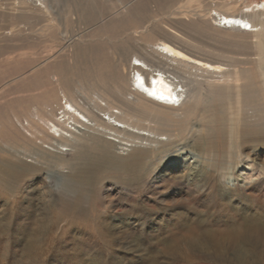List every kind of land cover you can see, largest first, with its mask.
I'll return each mask as SVG.
<instances>
[{"label": "rangeland", "instance_id": "obj_1", "mask_svg": "<svg viewBox=\"0 0 264 264\" xmlns=\"http://www.w3.org/2000/svg\"><path fill=\"white\" fill-rule=\"evenodd\" d=\"M214 1L0 0V159L18 155L41 168L17 178L0 168V264H264V171L251 180L240 173L247 170V162L264 167V118L256 117L253 109L246 108L247 123L263 132L252 135L256 141L242 143L241 159L231 147V124L217 154H197L190 147L192 137L186 135L175 146L158 144L141 163L132 156L136 146L117 144L109 151L118 162L91 173H77L89 151L78 159V146L90 144V136H99L97 131L87 130L69 146L54 140L57 146L41 147L18 140L8 117L11 111H28L39 103L40 84L49 87L53 71L68 69L72 76L93 64L86 52L97 50L93 56L100 57L129 44L151 46L158 27L185 29L183 20L188 29L198 30L193 23L197 13ZM243 1L223 8L234 13L242 11L241 3L248 4V13L264 0ZM209 37L207 42L239 61L226 66L237 73L222 84L234 91L239 84L242 91L256 89L263 95L258 37L233 29L210 30ZM131 61L126 69L130 88L134 70L139 74ZM153 75L160 78L155 71L147 77ZM236 75L239 79L234 81ZM134 92L148 101L143 110L151 116L174 121L183 115L185 107L161 108L153 103L156 100ZM143 124L157 127L150 120ZM241 125L237 124V136ZM127 137L139 141L123 135V143ZM205 171L216 173L217 190H209Z\"/></svg>", "mask_w": 264, "mask_h": 264}, {"label": "bare ground", "instance_id": "obj_2", "mask_svg": "<svg viewBox=\"0 0 264 264\" xmlns=\"http://www.w3.org/2000/svg\"><path fill=\"white\" fill-rule=\"evenodd\" d=\"M234 1L237 0H220L217 5L216 0L207 10H200L202 12L197 13L193 22L198 30L188 29L189 27L184 25L187 23L184 20L182 26L185 29L182 28L183 30H176L170 26L158 27V33H156L158 36L151 46L129 44L116 54L110 55L109 52H105L106 55H99L100 57L93 56L97 50H90L86 53L92 55V59L94 58L93 64L73 73L74 75L70 76L68 69L53 71L52 84H49V87L40 84L43 89L39 94L41 98L39 103L28 111L10 112L8 116L10 126L17 139L23 143L31 142L41 147L44 143H48L51 147L58 144L69 146L87 130L93 129L99 133V136H90L92 139L90 144L78 146L80 155L78 159L89 151L83 160L85 166L80 165L82 168L77 169V173L80 171L91 173L102 171L113 161L118 162L109 151V146L117 144L125 147L136 146L137 148L132 149V156L141 163L144 161L146 163L148 153L156 151L158 144L159 146L164 144L175 146L176 141L182 142L187 136L192 137L190 147L197 154L204 156H211L214 152L217 154L219 147L223 146L224 132L226 129L231 131L232 124L234 129L229 134L231 147L234 148L235 158L241 159L242 143L256 141L257 137L254 138L252 135L256 131L263 132L247 123L249 115L246 108L253 109L257 112L256 117L263 119L264 94L260 96L256 89L242 91L239 84L234 86L235 89L238 87L234 91L232 86L222 84L230 78L232 73H237V71H230L226 66L239 61L236 58H229L227 50L207 40L210 39V30L233 29L246 35L255 34L258 37L255 42L258 48L257 54L260 56L257 62L262 69L261 75H264V1L253 5L251 12L248 13L245 10L249 7L248 4V7H245V4L241 3L242 11L234 13L228 11L226 7L223 8ZM245 2L244 0L243 3ZM249 26L253 32H247ZM202 36L206 41L201 39ZM176 41L182 46L174 44ZM132 58L142 60L148 66L142 69L139 65L133 64L139 72L137 74L134 70L132 74L137 86L145 88L149 97L157 101L151 102L158 107L174 110L185 107L181 118L169 121L158 116H151L143 110L148 101L140 100L137 93L130 88L126 73ZM222 60H227V63H222ZM161 69L168 75L162 73ZM154 71L159 73L160 78L156 75L147 77ZM148 79L151 80L148 81ZM237 79L239 77L236 75L233 80ZM41 80L42 78L40 82ZM158 102H164L166 105L158 104ZM250 105L257 106L252 108ZM113 109L117 112L115 113ZM99 113H103L107 118L101 117ZM112 119L118 123H113ZM145 120L155 122L157 127L145 126L143 124ZM194 122H198L201 127L199 130L194 128ZM239 123L242 125L237 136L236 130ZM108 134L114 137H100ZM119 134H122V137L128 135L139 141L127 137L128 141L123 143V138L119 137ZM163 135L170 140L158 138ZM238 137L240 140H237ZM54 140L58 141L57 145L53 144ZM145 140L147 143L143 144ZM58 150L61 151L62 148L58 147ZM15 155V152L11 154V156ZM13 159H0V168L10 178L31 175L41 169L31 161L20 159L18 155ZM235 164L237 165L238 162L235 161ZM245 168L247 170L240 173L247 180H251L255 174H262L264 171L261 165L253 167L249 162L246 163ZM220 174L225 175L223 171ZM204 175L209 180V190H217L219 181L217 182L216 173L205 171Z\"/></svg>", "mask_w": 264, "mask_h": 264}, {"label": "clouds", "instance_id": "obj_3", "mask_svg": "<svg viewBox=\"0 0 264 264\" xmlns=\"http://www.w3.org/2000/svg\"><path fill=\"white\" fill-rule=\"evenodd\" d=\"M145 81V79L143 80V82ZM133 89L134 91H137L139 94H141L143 97L145 96L146 98H150L149 94L145 91V88H140V86H137V84L133 83ZM147 86V84H144Z\"/></svg>", "mask_w": 264, "mask_h": 264}]
</instances>
